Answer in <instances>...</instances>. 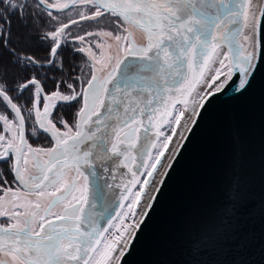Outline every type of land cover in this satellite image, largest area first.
<instances>
[{"label": "snow or ice", "instance_id": "snow-or-ice-1", "mask_svg": "<svg viewBox=\"0 0 264 264\" xmlns=\"http://www.w3.org/2000/svg\"><path fill=\"white\" fill-rule=\"evenodd\" d=\"M257 86L264 0H0V264H130L214 102ZM242 208L227 185L197 250Z\"/></svg>", "mask_w": 264, "mask_h": 264}, {"label": "water", "instance_id": "water-1", "mask_svg": "<svg viewBox=\"0 0 264 264\" xmlns=\"http://www.w3.org/2000/svg\"><path fill=\"white\" fill-rule=\"evenodd\" d=\"M218 97L137 243L130 264H264V94ZM227 185L243 205L239 236L197 250Z\"/></svg>", "mask_w": 264, "mask_h": 264}, {"label": "trees", "instance_id": "trees-1", "mask_svg": "<svg viewBox=\"0 0 264 264\" xmlns=\"http://www.w3.org/2000/svg\"><path fill=\"white\" fill-rule=\"evenodd\" d=\"M52 85H51V83H49V87H51Z\"/></svg>", "mask_w": 264, "mask_h": 264}]
</instances>
